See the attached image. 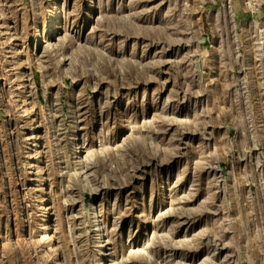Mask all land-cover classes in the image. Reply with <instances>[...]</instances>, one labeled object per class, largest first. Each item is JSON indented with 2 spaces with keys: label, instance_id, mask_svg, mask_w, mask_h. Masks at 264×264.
Masks as SVG:
<instances>
[{
  "label": "rangeland",
  "instance_id": "374dc122",
  "mask_svg": "<svg viewBox=\"0 0 264 264\" xmlns=\"http://www.w3.org/2000/svg\"><path fill=\"white\" fill-rule=\"evenodd\" d=\"M0 264H264V0H0Z\"/></svg>",
  "mask_w": 264,
  "mask_h": 264
},
{
  "label": "bare ground",
  "instance_id": "6f19581e",
  "mask_svg": "<svg viewBox=\"0 0 264 264\" xmlns=\"http://www.w3.org/2000/svg\"><path fill=\"white\" fill-rule=\"evenodd\" d=\"M57 16V15H56Z\"/></svg>",
  "mask_w": 264,
  "mask_h": 264
}]
</instances>
